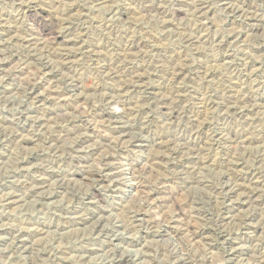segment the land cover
Listing matches in <instances>:
<instances>
[{
	"label": "rangeland",
	"instance_id": "rangeland-1",
	"mask_svg": "<svg viewBox=\"0 0 264 264\" xmlns=\"http://www.w3.org/2000/svg\"><path fill=\"white\" fill-rule=\"evenodd\" d=\"M30 1L0 0V264H264V0Z\"/></svg>",
	"mask_w": 264,
	"mask_h": 264
},
{
	"label": "bare ground",
	"instance_id": "bare-ground-1",
	"mask_svg": "<svg viewBox=\"0 0 264 264\" xmlns=\"http://www.w3.org/2000/svg\"><path fill=\"white\" fill-rule=\"evenodd\" d=\"M32 1V0H31ZM30 1V2H31ZM178 1V0H177ZM184 0H182V2H183ZM179 2V1H178ZM180 3V2H179ZM184 4V3H183ZM182 4V5H183ZM195 4V3H194ZM228 4V3H227ZM229 4H230V2H229ZM29 5H31V4H29ZM33 5H36V4H33ZM185 5V4H184ZM196 5V4H195ZM203 5V4H202ZM244 5V4H243ZM248 5V4H247ZM199 6V5H198ZM203 6H205V5H203ZM229 6V5H228ZM30 7V6H29ZM35 7V6H34ZM195 7V6H194ZM197 7V6H196ZM202 7V6H201ZM201 7L199 8L200 10H201ZM231 7H233V6H231ZM246 7V6H245ZM229 8V7H228ZM205 9V8H204ZM204 9H202V10H204ZM232 9V8H231ZM235 9H237V8H235ZM234 9V10H235ZM242 9H244L243 7H242ZM201 10V11H202ZM247 10V9H246ZM197 11H198V9H197ZM232 11V10H231ZM237 11V10H236ZM245 12V11H244ZM238 13V12H237ZM198 14H200L201 15V13L199 12ZM240 15H241V12H240ZM244 16H246L245 14H243ZM247 15H249V14H247ZM254 15V14H253ZM252 15V16H253ZM29 16L31 17V19H34L35 21H38L40 24H41V26L43 27V29H44V33H46L47 35H55V39H59V37L57 36V34H55V32H54V29H53V27H49V28H47V22H46V19H44L43 18V15L40 13V12H38V10H36V9H34V8H31V9H29ZM202 16H203V14H202ZM252 16H251V18H252ZM248 17V16H247ZM254 17V16H253ZM249 18V17H248ZM250 18V19H251ZM256 18H258V17H256ZM249 20V19H248ZM256 20V19H255ZM33 22V21H32ZM255 22V21H254ZM255 23H257V22H255ZM255 23H253V24H255ZM34 24V23H33ZM251 25H252V23H251ZM258 25V24H257ZM251 27V26H250ZM61 28V27H60ZM254 28V27H253ZM42 30V29H41ZM40 32V31H39ZM43 32H42V35H43ZM58 32V31H57ZM41 34V33H40ZM44 36H46V35H44ZM52 38V37H51ZM30 40V39H29ZM54 43V42H53ZM57 44V43H56ZM62 44V43H61ZM66 54V53H65ZM68 54V53H67ZM63 58H64V56H63ZM69 59V58H68ZM65 60V59H64ZM175 70H176V68H175ZM183 70V69H182ZM179 71V70H178ZM179 72H181V70L179 71ZM135 73V72H134ZM174 73H177L176 71L174 72ZM115 74V73H114ZM178 74V73H177ZM137 80H139V78L137 79ZM142 82V81H141ZM131 83V82H130ZM134 83V82H133ZM128 84V83H127ZM135 84V83H134ZM137 84H140V83H137ZM31 85V84H30ZM34 85V84H33ZM35 86V85H34ZM137 86V85H136ZM33 87V86H32ZM31 87V88H32ZM36 87V86H35ZM128 87V86H127ZM30 88V89H31ZM35 90V89H34ZM123 92V91H122ZM121 93V92H120ZM116 111V110H115ZM114 112V111H113ZM108 114V113H107ZM128 114V113H127ZM114 116H116V115H114ZM106 117V116H105ZM111 119V118H110ZM121 124V123H120ZM127 128V127H126ZM89 169V168H88ZM85 170V169H84ZM90 170V169H89ZM91 171V170H90ZM94 171V170H93ZM99 171V170H98ZM97 171V172H98ZM95 172V171H94ZM93 173V172H92ZM101 173V172H100ZM91 175V174H90ZM93 175V174H92ZM85 176V175H84ZM87 176V175H86ZM89 176V175H88ZM87 176V177H88ZM94 176H95V174H94ZM102 176V175H101ZM106 177V176H105ZM93 178H95V177H93ZM107 179H108V176L106 177ZM258 180V179H257ZM103 181V180H102ZM259 181V180H258ZM100 182V181H99ZM262 182V181H261ZM247 187V186H246ZM245 188V187H244ZM250 188H251V186H250ZM254 188V187H253ZM249 191V190H248ZM255 191V190H254ZM249 193V192H248ZM250 194V193H249ZM251 194H252V192H251ZM250 194V195H251ZM254 194V193H253ZM251 197V196H250ZM139 213V212H138ZM263 250V249H262ZM262 260V259H261ZM238 263V262H237Z\"/></svg>",
	"mask_w": 264,
	"mask_h": 264
}]
</instances>
